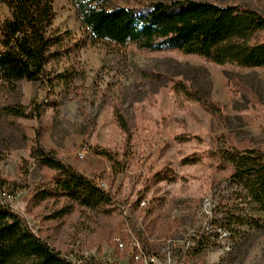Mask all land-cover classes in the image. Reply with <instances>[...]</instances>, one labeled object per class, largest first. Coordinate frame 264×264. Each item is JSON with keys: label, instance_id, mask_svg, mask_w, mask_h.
<instances>
[{"label": "rangeland", "instance_id": "rangeland-1", "mask_svg": "<svg viewBox=\"0 0 264 264\" xmlns=\"http://www.w3.org/2000/svg\"><path fill=\"white\" fill-rule=\"evenodd\" d=\"M169 1L98 3L143 10ZM196 1L264 15V0ZM53 11L58 43L45 76L15 87L0 79V110L41 106L38 118L0 111V203L72 264H264V232L232 236V169L222 159L234 149L264 153V67L95 40L72 0H54ZM10 17L0 0V38ZM37 131L47 152L110 193L111 204L89 210L62 195L57 173L31 156Z\"/></svg>", "mask_w": 264, "mask_h": 264}, {"label": "trees", "instance_id": "trees-1", "mask_svg": "<svg viewBox=\"0 0 264 264\" xmlns=\"http://www.w3.org/2000/svg\"><path fill=\"white\" fill-rule=\"evenodd\" d=\"M11 10L0 38V79L10 87L23 80L38 81L45 76L52 47L58 42L49 35L55 14L54 0H2ZM81 24L93 39L118 45L137 44L151 51L178 50L198 55L217 65L264 67V15L238 5L206 1L170 0L140 10L109 8L98 0H72ZM210 112L219 106L210 99L184 90ZM22 105L1 108L2 116L38 118ZM41 144L36 132L34 158L57 173L56 189L68 200L89 210L112 202L111 194L72 167L64 164ZM110 162L116 158L104 153ZM232 169V236L245 237L264 232V153L234 149L222 152ZM2 185L4 184L0 178ZM248 229L246 233L243 231ZM205 248V246L203 247ZM0 264H72L39 238L9 207L0 203ZM81 264H109L90 258Z\"/></svg>", "mask_w": 264, "mask_h": 264}]
</instances>
